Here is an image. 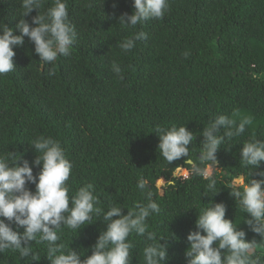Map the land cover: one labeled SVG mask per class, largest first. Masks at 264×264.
<instances>
[{
    "label": "trees",
    "instance_id": "16d2710c",
    "mask_svg": "<svg viewBox=\"0 0 264 264\" xmlns=\"http://www.w3.org/2000/svg\"><path fill=\"white\" fill-rule=\"evenodd\" d=\"M53 3L44 0L41 13ZM168 3L163 18L123 28L119 17L134 12V0H67L77 34L69 56L42 62L28 37L23 46L14 47V70L0 74V156L13 153L20 156L21 166L24 160L31 163L38 155L31 143L51 137L73 164L67 181L70 197L91 183L98 207L106 212L110 205L118 206L126 215L137 202L146 204L150 193L160 212L148 218V231L168 238L165 264H187V237L210 200L225 204L226 219L246 232L247 241L262 239L244 222L247 214L231 190L242 191L250 179H264L259 175L264 162L254 170L240 158L246 140H264V0ZM22 11L20 0H0V24L19 35L20 19L31 24L38 15L34 9L23 17ZM138 32L146 37L131 51H122L119 42ZM114 61L123 79L112 71ZM218 115L237 124L250 116L253 124L221 146L214 166L202 161L200 152L204 128ZM173 125L186 126L196 139L187 157L168 162L160 154L156 130ZM186 161L216 170L206 179ZM39 171L33 168L34 174ZM183 171L186 176L179 177ZM141 179L144 189L137 187ZM209 179L216 180L217 194L205 192ZM27 187L36 190L35 184ZM105 230L103 213H93L79 229L63 227L57 243L91 255ZM129 240L134 245L131 264H145L143 249L151 241L135 232ZM31 247L39 261L6 250L0 264H51L46 242L33 241ZM262 250L264 244H258L257 253Z\"/></svg>",
    "mask_w": 264,
    "mask_h": 264
},
{
    "label": "clouds",
    "instance_id": "9594fccd",
    "mask_svg": "<svg viewBox=\"0 0 264 264\" xmlns=\"http://www.w3.org/2000/svg\"><path fill=\"white\" fill-rule=\"evenodd\" d=\"M43 3L44 0H20L21 16H29L34 9L38 10V15L32 17L31 24L26 19H20L16 25L19 35H14V29L6 24H0V74L14 70L16 53L13 49L23 46L25 37L35 45V52L42 62L52 63L58 56L71 54L77 34L69 20L67 0H54L53 6L42 14ZM133 7L132 14L124 13L119 17V25L123 28H135L149 19L163 18L169 3L168 0H134ZM145 37L143 32L134 33L119 42L118 46L124 52L131 51L136 41ZM112 71L123 79V70L115 61ZM252 124L250 116L243 117L239 124L228 116H216L202 133L201 160L217 166L216 154L221 146L234 137H240ZM156 133L160 137V154L168 162L187 157L189 145L196 139L186 126L158 127ZM31 146L38 155L31 163L24 160L22 166L19 163L21 158L16 154L0 156V253L18 251L22 258L31 257V261H39L40 256L31 247L36 241L46 242L47 258L51 264H131L134 245L129 236L135 232L151 241L143 249L145 264H165L168 238H158L156 232L148 231V218L160 212L150 193L146 204L137 202L126 215L121 207L112 205L104 212L97 206L100 200L94 194L91 183L69 196L67 181L73 164L59 141L40 136ZM240 158L243 165L254 170L259 168L264 162V140L255 136L246 140L240 149ZM34 167L40 168L38 174H34ZM192 171L206 179L210 177V171L195 163H192ZM259 175L264 177V171ZM28 184H35V192L27 187ZM137 187L145 188L143 179ZM205 192L218 193L215 179H209ZM231 195L247 214L244 222L262 238L261 242L257 243L255 239L247 241L246 232L226 219L225 204L210 200L208 206L199 212L196 230L187 237L190 242L185 253L187 264H264V250L257 253V245L264 244V179H250L242 191L233 188ZM93 213H103L106 230L99 235L91 255H82L73 248H67L64 243H57L63 227L79 229L92 219ZM21 228L23 232L19 231ZM82 256L85 258L82 259Z\"/></svg>",
    "mask_w": 264,
    "mask_h": 264
},
{
    "label": "rangeland",
    "instance_id": "374dc122",
    "mask_svg": "<svg viewBox=\"0 0 264 264\" xmlns=\"http://www.w3.org/2000/svg\"><path fill=\"white\" fill-rule=\"evenodd\" d=\"M207 170L210 171V176H212V174L215 172L216 168L214 169L213 167H208ZM186 174H187L186 171H183V172L179 175V177H185ZM236 184H238V185L242 184V180H238V181H236Z\"/></svg>",
    "mask_w": 264,
    "mask_h": 264
},
{
    "label": "water",
    "instance_id": "95a60500",
    "mask_svg": "<svg viewBox=\"0 0 264 264\" xmlns=\"http://www.w3.org/2000/svg\"><path fill=\"white\" fill-rule=\"evenodd\" d=\"M193 163V162H192ZM192 163H190V164H192Z\"/></svg>",
    "mask_w": 264,
    "mask_h": 264
}]
</instances>
